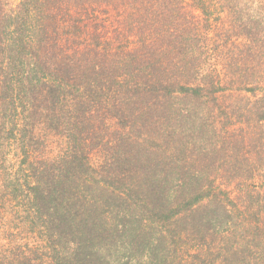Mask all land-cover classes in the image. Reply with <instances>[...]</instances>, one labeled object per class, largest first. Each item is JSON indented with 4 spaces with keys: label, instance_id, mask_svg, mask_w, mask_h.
<instances>
[{
    "label": "trees",
    "instance_id": "16d2710c",
    "mask_svg": "<svg viewBox=\"0 0 264 264\" xmlns=\"http://www.w3.org/2000/svg\"><path fill=\"white\" fill-rule=\"evenodd\" d=\"M13 1L0 0V264H231L234 211L264 253V131L251 130L264 126V0ZM140 124L157 128L158 155L133 138ZM191 182L199 195L180 203L223 229L159 209ZM149 223L204 233L186 254Z\"/></svg>",
    "mask_w": 264,
    "mask_h": 264
},
{
    "label": "rangeland",
    "instance_id": "374dc122",
    "mask_svg": "<svg viewBox=\"0 0 264 264\" xmlns=\"http://www.w3.org/2000/svg\"><path fill=\"white\" fill-rule=\"evenodd\" d=\"M246 1L248 2V4H249L248 6L250 9L256 10L257 8L259 9V7H262V4H258V2H260V0H246ZM9 2H10L8 4L9 7L15 6L17 4V1L9 0ZM212 6L213 7L211 8V12L213 13V16L216 17L217 14L221 13L220 16L224 20L226 18L224 13H226V12H223V9L221 10V8L216 4L212 5ZM223 22H226V21H223ZM90 29H91V32L93 33L94 32L93 26ZM239 98H241V94H234V95H231V97H229V99H230L229 101H236ZM159 117H162V115H159ZM146 126L147 125H141V124L138 126H135L134 130H133V138L135 136L139 137L138 141H140V142L146 140L147 143L142 142V143H144V146H142L143 150L145 149V147L155 148L154 152L156 154L160 153V150L162 148H164V146H161V145L158 146V143L156 142V140H151V137H155V135H156L155 131L157 130V128L152 125L154 127V129L152 127H149L148 129H146L145 128ZM261 127H262V129L259 128V126L257 125L256 129H254V127H252L251 130L260 135L261 130L264 131V126L261 125ZM140 130H141V133L139 132ZM244 150H245V147L242 148V151H244ZM129 155L130 154L127 151L123 153V156L121 155L120 166H122L124 168L127 166L128 162H126V160H128V159H126L125 157H128ZM161 156H162V154H161ZM103 157L104 156L101 152L92 153V159H97V160H99V162H101L103 160ZM241 163H242V161H241ZM161 168H162V171H164V169L166 167L161 165ZM200 188H201V186L199 183L191 182L190 186L181 195H179L182 198H180V199L177 198V201L174 200L172 203H170L166 207V209H164L162 207L159 209L166 212L165 213L166 217H168V215H169V210L171 213H174V214H175V211H179V213L181 214V219H174L173 221H176V222H178V221L182 222V221H184V219H192L193 217H195V222L198 223L200 220L199 226L203 227V229H204V227L209 226V225L215 226L218 229L219 228L223 229L224 228V225H223L224 219L212 217L211 215H213V213L209 212L211 209H207V211L205 210V212H204V208H203L204 213H202L200 208L195 207L194 210H191L190 212H188V210H187L188 208L186 209V207L180 203L183 201H188V200L191 201V200L195 199L197 197L196 195H199V189ZM238 198L242 199V197H238ZM243 199L245 200L246 198L243 197ZM235 201H237V199H235ZM229 208H231V206H229L228 209ZM215 210H218V209L214 208L213 211H215ZM207 212H209V213H207ZM204 214L207 217L212 218L211 223L209 225L206 222L205 223L202 222L203 219L201 220V217L204 216ZM230 214L231 215L234 214L233 215V223L231 221L232 225L234 226V229L231 232V247L227 248V249H230L228 259L230 260L231 264H263L261 262V258L264 256V253L261 250V245L259 244V241L256 240L252 229L249 227L250 219H251L250 216H248L245 213H243L244 215L237 214L236 211H234ZM260 214H262V213H260ZM161 217H163V216H159V215L154 216L153 221H157V219L158 218L161 219ZM169 218H171V216ZM184 224L185 223H180L177 227L172 226V227L168 228L167 225L162 226V225H158L157 223H155V224L149 223L148 226L154 228L153 230L149 229V237H150V239H152L154 241H156V240L162 241L160 239L161 234L159 232L167 229L166 231L170 235L167 237L169 239H170V237H172V239H175L178 244H182V246H181V248L183 249L182 252H186V254L188 253V251H190V253H194L196 251L195 248L190 249L189 246L186 245L184 242H189V238L191 237V240H192L191 245H195L197 247L196 249H198L197 244H199V241H200L204 231L199 230V229L195 230V228H193V226L191 225V227L189 228V230L187 232V236L189 238L184 239V240L182 238L180 239L179 236H182L181 228H182V226H184ZM169 239L167 241H169ZM30 241L33 242L34 240H30ZM129 242H130V238H129ZM125 243H127V241ZM160 248L161 247L158 248L159 252H160ZM125 249H126V247H125ZM218 249L219 248H217L215 250V252L217 251L216 253H220V250H218ZM227 249H225V250H227ZM125 251H127V249ZM165 254H166V252L161 253V257H163ZM178 254L181 257H183L181 253H178ZM157 255H159V254H157ZM169 256H170V259H172V256H174V252L169 251ZM216 256H217V254H216ZM188 257H190V256L185 255L183 257L184 261H187L186 259ZM165 259H167V257L162 258V260H160L161 262L156 261V258L153 260H146L145 259L143 262L145 264H164V263H166V262H163ZM133 260H135V261L133 263L131 262L129 264H144L143 262H140L142 260L139 257H137L136 255L134 256Z\"/></svg>",
    "mask_w": 264,
    "mask_h": 264
}]
</instances>
